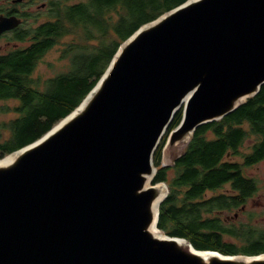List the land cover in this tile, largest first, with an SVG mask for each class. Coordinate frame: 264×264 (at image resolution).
Here are the masks:
<instances>
[{"label": "water", "instance_id": "1", "mask_svg": "<svg viewBox=\"0 0 264 264\" xmlns=\"http://www.w3.org/2000/svg\"><path fill=\"white\" fill-rule=\"evenodd\" d=\"M22 21L0 14V34ZM263 85L264 0H186L143 24L74 111L0 159V264H264L150 229L162 232L155 153L176 113L164 165Z\"/></svg>", "mask_w": 264, "mask_h": 264}, {"label": "trees", "instance_id": "2", "mask_svg": "<svg viewBox=\"0 0 264 264\" xmlns=\"http://www.w3.org/2000/svg\"><path fill=\"white\" fill-rule=\"evenodd\" d=\"M185 1L49 0L48 19L30 27H23L30 14L22 11L23 21L12 39L28 43L0 53V101L19 102L12 109L0 108V159L41 138L74 111L129 36ZM64 41L61 58L68 59V69L48 78L36 75L45 55ZM11 110L15 117L1 119ZM182 117L180 109L155 153L153 182L169 187L158 227L198 249L264 253V224L255 222L254 214L247 220L224 215L244 211L260 188L245 169L264 159V85L224 118L198 127L176 162L164 165L167 136Z\"/></svg>", "mask_w": 264, "mask_h": 264}, {"label": "rangeland", "instance_id": "3", "mask_svg": "<svg viewBox=\"0 0 264 264\" xmlns=\"http://www.w3.org/2000/svg\"><path fill=\"white\" fill-rule=\"evenodd\" d=\"M49 0H24V4L20 6L22 8V11H27L28 14H30L26 20L24 21L23 27H30L35 26L39 24L40 22H43L48 19V6L47 2ZM37 14V17L34 18V15ZM23 18V17H22ZM25 19V18H24ZM14 36V33L10 32L7 33L4 37L0 38V53H4L9 51L15 46H23L27 44L28 42H20L15 39H12ZM65 41L62 42V44L56 45L54 48H52L43 58L41 61L36 75H40L44 78L52 77L57 75L60 72H63L68 69L69 67V61L68 59L61 58V51L63 50L65 46ZM17 100H8V101H0V108L4 106H8L10 109L18 105ZM15 113L13 110L10 112L4 114L2 113L1 119H9L15 117ZM167 134V132H166ZM165 134V135H166ZM5 135H7L5 133ZM168 137V136H167ZM252 143V140L249 139L247 141V147L248 149L249 145ZM185 149L184 146H180L179 153ZM175 158V151L171 153H164L163 156V164H172L173 160ZM238 160H242L241 158H237ZM246 173L250 176H253L259 180V190L254 195L248 203L246 204V207H244L243 210H237L233 212L225 213L224 215L228 219H235V220H247L249 218V215L252 213L256 216L257 223H263L264 224V159L258 162L257 164L247 167ZM167 184V183H166ZM169 188V187H168ZM225 190H228V187L225 188ZM223 189L218 190L217 192H221ZM213 194V192H210L208 196ZM163 232V231H162Z\"/></svg>", "mask_w": 264, "mask_h": 264}, {"label": "flooded vegetation", "instance_id": "4", "mask_svg": "<svg viewBox=\"0 0 264 264\" xmlns=\"http://www.w3.org/2000/svg\"><path fill=\"white\" fill-rule=\"evenodd\" d=\"M21 2H14V0H0V14L20 16L22 13V8H20L22 5ZM13 30L1 33L0 38L4 37L7 33L13 32Z\"/></svg>", "mask_w": 264, "mask_h": 264}, {"label": "bare ground", "instance_id": "5", "mask_svg": "<svg viewBox=\"0 0 264 264\" xmlns=\"http://www.w3.org/2000/svg\"><path fill=\"white\" fill-rule=\"evenodd\" d=\"M9 158V159H8ZM12 157H6V158H3L2 161H6V160H10ZM151 231L154 233V235L156 236H160V237H163L165 234L163 232H161L157 227L154 226V228H150ZM166 236V235H165ZM182 243L185 244V242L183 240H181Z\"/></svg>", "mask_w": 264, "mask_h": 264}]
</instances>
